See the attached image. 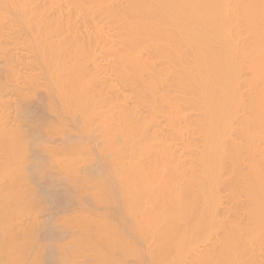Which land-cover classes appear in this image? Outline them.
I'll return each instance as SVG.
<instances>
[{"label":"bare ground","instance_id":"1","mask_svg":"<svg viewBox=\"0 0 264 264\" xmlns=\"http://www.w3.org/2000/svg\"><path fill=\"white\" fill-rule=\"evenodd\" d=\"M0 60V264H264V0H0Z\"/></svg>","mask_w":264,"mask_h":264},{"label":"rangeland","instance_id":"2","mask_svg":"<svg viewBox=\"0 0 264 264\" xmlns=\"http://www.w3.org/2000/svg\"><path fill=\"white\" fill-rule=\"evenodd\" d=\"M1 59H2V58H1ZM2 60L4 61V59H2ZM2 60H0V64L3 63ZM1 65H2V66H1ZM1 65H0V66L3 68V67H4V66H3L4 64H1ZM17 67H18V66H16V68H17ZM19 68H21V67H19ZM17 69H18V68H17ZM20 70H21V69H20ZM22 71L24 72L25 70H22ZM0 74H1V70H0ZM3 75H4V74H3ZM3 75L1 74L0 76H2V79L4 80V76H3ZM2 79L0 78L1 82H3ZM4 81H5V80H4ZM5 82H6V81H5ZM5 82H4V84H5ZM8 83L10 84V82H8ZM12 83H13V81L11 82L10 85H13V84H14V83H13V84H12ZM6 84H7V83H6ZM9 84H7L8 86L6 85V86L8 87V89L10 88V87H9ZM11 87H12V88H13V87L15 88L14 85L11 86ZM14 88H13V90H15ZM5 89H7V88H5ZM8 89H7V90H8ZM7 90H6V91H7ZM10 90H11L10 92H11V95H12V91H13V90H12V89H10ZM40 90H41V89H38V90H37L38 93H37V91H36V92H35L36 94H33L35 98H37V94H38V97H39V94H40V96H41L42 92L40 93V92H39ZM6 93L8 94V91H7ZM13 93H14V94H13V96H11V97H10V94L8 95V96H9L8 99H9V100H14V102H15V99H17V98L15 97V99H13L14 96H16V95H15V92H13ZM35 95H36V96H35ZM6 97H7V96H6ZM6 97H5V98H6ZM29 97H31V96H29ZM34 97H31V99L28 98V100H26V103L28 102L27 104H29V105H27V107H25V105H24L25 109L27 108V109L29 110V112H30V111H31V112H34V111H35L34 108L37 107V104H38V100H36ZM10 98H11V99H10ZM29 99H30V100H29ZM34 99H35V101H34ZM37 99H38V98H37ZM29 101H30V102H29ZM31 101H32V102H31ZM12 102H13V101H12ZM31 104H32V107H31V108L34 107V108H33L34 111H32V109H31L30 107H28V106H31ZM35 104H36V105H35ZM36 110H37V109H36ZM51 118H52V117H51ZM15 119H16V118H15ZM52 119H53V118H52ZM52 121H53V120H52ZM55 121H56V120H55ZM13 122H14V121H13ZM11 123H12V122H11ZM14 123H15V122H14ZM66 123H67V122H66ZM64 124H65V123H64ZM64 124H63V126L61 125L63 128H66V127L69 126V125H67V124H69V123L65 124V126L67 125L66 127H64ZM59 127H60V125H59ZM62 127H60V128H62ZM68 128L71 129V132H70V133L68 132L69 130L67 131V128H66V130H65V129H64V130L67 131V133H69V134H67V135L71 136L70 134H72V132L75 131V129H73V127L71 128L70 126H69ZM95 128H96V130L93 131V132H95V133L98 134V132H96L97 129H98V127L95 126ZM95 128H93V129H95ZM51 129H52V128H51ZM72 129H73V130H72ZM49 131L51 132L52 130L49 129ZM62 131H63V130H62ZM65 131L62 133L63 136H64V134H65ZM53 132H54V133H53ZM53 132L50 133V136L48 135L49 138H47V140L49 139L50 143H47L46 138H45V142H46L47 144H50V145H53L54 147H56V145H58V144L60 145V142H62V141H61L62 139L60 140V138H61V135H60V134H59V135H60V138H59L58 135H57V136H56V135L54 136V134L56 133L54 130H53ZM75 132H76V131H75ZM75 132H73V134H72L73 137H74V133H75ZM95 133H93V135L91 134V136H92L93 139H95V137H96V136H94ZM47 134H48V133H47ZM47 134H46V135H47ZM46 135H45V136H46ZM51 135H53V136H51ZM69 136H68V137H69ZM76 136H77V133H76ZM97 136H98V135H97ZM51 137H52V138H51ZM66 137H67V136H66ZM71 137H72V136H71ZM77 137H78V136H77ZM77 137H75V138H77ZM54 138H55V139H54ZM62 138H63V137H62ZM99 138H100V137H99ZM50 139L52 140V142H51ZM63 139H64V138H63ZM96 139H97V138H96ZM100 139H101V138H100ZM56 140H57V142H56ZM84 140H85V139H84ZM88 140L90 141L91 138H90V139L88 138ZM97 140H98V139H97ZM59 141H60V142H59ZM89 141H87V142H89ZM92 141H93V140H91V142H92ZM98 141H100V140H98ZM53 142L56 143V144H51V143H53ZM82 142H83V146L85 145L84 143H86V145H87V144L89 145V144L91 143V142H90V143H87L86 140H85V141H82ZM95 142H97V141H95ZM95 142H94V146L96 145ZM92 143H93V142H92ZM97 143H98V144H97L98 146H97V145H96V146H97V148H98L100 145H99V142H97ZM61 144H64V143H61ZM50 145H49V147H50ZM59 145H58V146H59ZM86 145H85V146H86ZM90 145H91V144H90ZM58 146H57V147H58ZM91 146H92V147H88V149H89V148H90V149L93 148V145H91ZM96 146H95V147H96ZM57 147H56V148H57ZM86 147H87V146H86ZM95 147H94V148H95ZM101 147H102V146H100L99 148L101 149ZM51 148H52V147H51ZM59 148H62V145H61V147L59 146L57 149H59ZM88 149H87V150H88ZM93 150H95V149H91V151H93ZM89 151H90V150H89ZM65 152H66V151H65ZM95 152H96V151H95ZM93 153H94V152H93ZM89 154H92V153L90 152ZM89 154H88L87 156H85V157H86V160H87V158H88V156H89V157H91V158L93 159V161L95 162L96 159H95L94 157H96V156L98 155L97 152H96V154L94 153V155H96V156H94V157H93V156H90ZM91 158H88V159H91ZM94 159H95V160H94ZM91 161H92V160H90L89 162L87 161V162H88L87 164H89V163L91 164V163H92ZM97 161H98V159L96 160L95 164H93V163H94V162H93V163L91 164V166L96 165ZM51 165H53L52 167H54L55 163H54V164L52 163ZM51 169H52V168H51ZM54 169H55V168H54ZM54 169H53L52 171H55ZM56 170H57V169H56ZM55 172H56V171H55ZM55 172H54V173H55ZM85 198H86V197H84V198H83L84 200H82V202H79V204L85 206V205H84V203H85V201H86ZM86 199H87V198H86ZM87 200H88V199H87ZM90 200H91V199H90ZM90 200H89V201H90ZM89 201H88V202H89ZM90 202H91V201H90ZM74 204H76V203H74ZM85 204H86V205H89V203L87 204V202H86ZM92 204H93V202H92ZM92 204H90V205H92ZM93 205L96 206V204H93ZM97 205H98V204H97ZM75 206H77V205H75ZM95 206H94V207H95ZM100 206H101V205H99L98 210H100ZM102 206H103V205H102ZM50 207H51V206H50ZM50 207H49V205L47 206V208H48L47 210L49 211V214H48V211H45V212H43V214H41V216H39V219H38V220L43 219V220H41L43 223H45L44 220H45V221L47 220V224L45 223L46 226L43 225L44 227H47V225H50L51 222H52V223L54 222V224H55L56 221H57L56 224L59 225V224H60V223H59V220H57L58 217H60L63 213H65V214L67 213L66 216L69 217V214L71 215V213H72V212H70V210L68 211L69 214H68V212H63V213L61 212V213H59L58 211H55L56 209H53L52 207H51V208H52V209H51ZM72 207H73V205H72L69 209H72V210H73L74 207H73V208H72ZM85 207H86V206H85ZM85 207H83V208H82V207H79V208H78V206H77L76 208H77V209H80V208H81V210H82V209H86V210H87V208H85ZM91 207H92V209H91ZM97 207H98V206H97ZM97 207H96V209H97ZM103 207H104V209H103ZM103 207H102L103 211H104L105 209L107 210L105 214L103 213L104 215H101V216H100V215H97L95 212H99V211H97L96 209H93V206H90V208H89L90 213H89V210H88L87 214L89 213V214L91 215V214L94 212V211H93V212L91 213V210H95L94 213H95L96 215H95V214H92V215H93V218H94V215L100 217L99 219H101V217L104 218V216L107 214V212H108V214L110 213V214L112 215V218H113V215H114V214H113V210H112V208H110V206H108V207H107V206H103ZM76 208H74L75 210L73 211L72 214L75 213ZM109 208H110L112 211H108ZM102 209H101V210H102ZM101 210H100V212H101ZM103 211H102V212H103ZM46 212H47V213H46ZM51 212H52V213L54 212V214L52 215ZM80 212L82 213V211H80ZM80 212H79V213H80ZM104 212H105V211H104ZM111 212H112V213H111ZM77 213H78V212H77ZM83 213H84V212H83ZM65 214H63V215H65ZM46 215H47V216H46ZM48 215H49V216H48ZM54 215L56 216L57 219L54 217ZM76 215H77V214H76ZM45 216H46V217H45ZM50 216H53L54 218L52 219V217H50ZM66 216H63V218L66 217ZM71 216H72V215H71ZM74 216H75V215H74ZM106 216H108V215H106ZM109 216H110V215H109ZM61 217H62V216H61ZM68 217H67V218H68ZM98 217H96V218H98ZM47 218H48V219H47ZM50 218H51V220H49ZM63 218L60 219L61 222L63 221ZM69 218H70V217H69ZM106 218L110 219L109 217H106ZM55 219H56V221H55ZM64 219H65V218H64ZM125 219H126V218H125ZM66 220H67V219H66ZM69 220L71 221L72 219H69ZM39 222H40V221H39ZM63 222H65V221H63ZM63 222L60 224L61 226H63V225H62ZM68 222H69V221H68ZM71 222H72V221H71ZM69 223H70V222H69ZM66 224H67V221H66L65 225H66ZM71 224H72V223H71ZM73 224H74V222H73ZM73 224H72V225H73ZM65 225H64V226H65ZM69 225H70V224H69ZM69 225H68V227H70ZM74 225H75V224H74ZM66 227H67V226H66ZM74 227H75V226H74ZM58 228H59V226H58ZM60 228H61V227H60ZM63 228H64V227L61 228L63 232H64V231L69 232V230H70L72 227L68 228L69 230H68V229H65V228L63 229ZM77 228H78V227H77ZM77 228H75V229L72 228V230L74 229L73 232L70 231V233H68V234H71V232H72V234H73V236H74V232H75V230H76V232H78V231H77ZM57 230L59 231L60 229H57ZM62 231L60 230L59 232H60V233H63ZM68 234H66V233L64 232L63 235H64V236L66 235V237H68V236H69ZM72 234H71V235H72ZM76 234H77V233H76ZM63 235H62V236H63ZM73 236H71V237H73ZM66 237H65V238H66ZM62 238H64V237H62ZM65 238H64V239H65ZM68 238H69V237H68ZM68 238H67V239H68ZM67 239H66V243H64L65 240H63V241H64V242H63L64 244H68V243H69V242H67ZM69 239H72V238H69ZM60 240H61V239H60ZM60 240H59V242H60ZM68 241H69V240H68ZM60 244H61V242H60ZM64 244H63V245H64ZM68 245H69V244H68ZM71 245H72V244H71ZM139 245H140V244H139ZM74 248H76V247H74ZM74 248L72 247L70 251H72V249H74ZM78 250H79V249H78ZM79 251H80V250H79ZM72 252H73V251H72ZM74 253L76 254V253H78V251H77V252L74 251ZM74 253H73V254H74ZM67 254H70V253L68 252ZM73 254H72V256H73ZM80 254H81V251H80ZM76 255H78V254H76ZM81 255H82V254H81ZM81 255H80V256H81ZM68 256H71V255H68ZM72 256H71V257H72ZM82 256H83V255H82ZM76 257H77V256H76ZM84 257H85V255H84ZM86 258L88 259L87 256L85 257V259H86ZM119 258H120V260H122L121 257H119ZM123 258H124V257H123ZM131 258H132V257H130V259L127 258V260L125 261V264H137L136 261L133 262V260H135V259H133V258L131 259ZM70 259L72 260V258H70ZM70 259H69V260H70ZM76 259H78V258H76ZM76 259L74 260L75 262L77 261ZM80 259H81V261H82V260H83V257H82V258H79V260H80ZM85 259H84L83 261H85ZM124 259H125V258H124ZM124 259H123V260H124ZM88 260H90V258H89ZM88 260H86V261H88ZM123 260H122V261H123ZM81 261H78V262H81ZM75 262H73V263H75ZM135 262H136V263H135ZM76 263H77V262H76ZM81 263H82V262H81ZM87 263H89V261H88ZM123 263H124V262H123ZM77 264H78V263H77Z\"/></svg>","mask_w":264,"mask_h":264}]
</instances>
